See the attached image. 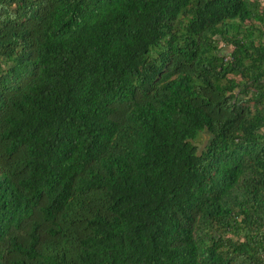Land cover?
Instances as JSON below:
<instances>
[{
  "label": "trees",
  "instance_id": "1",
  "mask_svg": "<svg viewBox=\"0 0 264 264\" xmlns=\"http://www.w3.org/2000/svg\"><path fill=\"white\" fill-rule=\"evenodd\" d=\"M0 264H264V0H0Z\"/></svg>",
  "mask_w": 264,
  "mask_h": 264
},
{
  "label": "rangeland",
  "instance_id": "2",
  "mask_svg": "<svg viewBox=\"0 0 264 264\" xmlns=\"http://www.w3.org/2000/svg\"><path fill=\"white\" fill-rule=\"evenodd\" d=\"M229 48H230V46L225 47V50H228ZM204 137H205L204 134H202V135L200 134V135L197 137V140L202 142L203 139H204Z\"/></svg>",
  "mask_w": 264,
  "mask_h": 264
}]
</instances>
